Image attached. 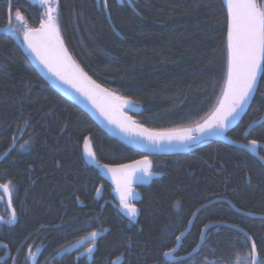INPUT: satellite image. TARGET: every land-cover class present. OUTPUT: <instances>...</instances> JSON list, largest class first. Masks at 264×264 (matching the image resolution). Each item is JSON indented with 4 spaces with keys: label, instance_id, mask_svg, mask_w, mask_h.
Masks as SVG:
<instances>
[{
    "label": "trees",
    "instance_id": "16d2710c",
    "mask_svg": "<svg viewBox=\"0 0 264 264\" xmlns=\"http://www.w3.org/2000/svg\"><path fill=\"white\" fill-rule=\"evenodd\" d=\"M10 2L13 22L17 10L30 29L46 18L44 5L0 0V29L8 25ZM107 8L120 36L111 28L103 0H59L60 35L85 74L141 108L131 116L151 131L204 123L227 85L223 1L107 0ZM263 117L264 77L247 115L228 137L244 145L255 139L264 146V124L246 136ZM86 140L96 153L94 165L84 156ZM259 153L264 160V149ZM144 158L109 138L52 90L14 41L0 36V184L9 186L18 219L11 227L14 234L8 232L2 242L25 249L16 264H171L162 253L176 248L177 237L199 210L219 201L199 213L178 257L193 253L207 226L222 224L247 232L258 261L264 262V220L241 216L223 202L264 217V166L256 158L219 142L185 155L150 158L159 174L134 189L141 201L130 202L139 210L130 222L95 165L118 167ZM93 231L104 236L95 241L90 258L80 259L79 253L93 244ZM208 236L199 254L178 264L252 260L250 243L240 233L223 228Z\"/></svg>",
    "mask_w": 264,
    "mask_h": 264
},
{
    "label": "snow or ice",
    "instance_id": "6c2138e0",
    "mask_svg": "<svg viewBox=\"0 0 264 264\" xmlns=\"http://www.w3.org/2000/svg\"><path fill=\"white\" fill-rule=\"evenodd\" d=\"M39 3L46 6L45 16L38 29H27L24 31V41L27 46L36 54L45 67L48 68L55 76L64 83L71 84L77 91L83 94L93 102L95 106L100 108L102 114L117 124L124 132L136 136H143L153 146H187L194 140H199L200 137L190 135L191 130L183 132L178 131H162L153 132L149 129L142 128L131 119L125 116L122 111L124 107H131L128 100L122 97L115 96L106 89L100 87L95 81H92L82 69L73 66L72 75L69 76L63 69L71 65V58L64 48L63 40L60 37V29L58 25V7L59 0H39ZM104 6L107 7V0H103ZM227 3V51H228V71H227V86L224 93L223 101L216 110L213 117L200 125L195 131H199L201 136L212 134L216 130H226L229 121L235 119L244 107L251 100L257 85L258 77H264V3L258 0H226ZM133 7L135 5L133 4ZM16 19L23 21L24 17L17 10ZM11 18L9 19V24ZM15 31V29H11ZM4 31V29H0ZM78 81H86L91 88L85 90L79 86ZM97 96H103L109 108H114L120 112V119H112L109 111L97 103ZM251 127V126H250ZM13 139H15L13 137ZM249 144L254 147H260L259 142L255 139L249 141ZM21 147H24L23 145ZM85 151L92 161L96 160V153L92 150L89 141H85ZM248 147V145H244ZM104 168L111 173L113 180L116 183V191L119 195L120 207L125 210L130 217V222L134 220L139 210L134 204L129 203V198L134 197L135 193L132 188L134 180L147 182L145 177L150 180L159 173L154 172L152 164L147 161H136L134 164H121L118 167H110L104 165ZM137 173L140 175L137 176ZM11 182H9L10 184ZM0 189L8 196V204L12 202V192L6 184H0ZM176 207H180L177 202ZM17 220V213L12 209L10 218L6 221L8 224H14ZM0 222H5L3 217H0ZM100 233L93 231L89 234L91 242L94 244ZM247 235V233H245ZM179 239V237H177ZM251 256L256 249V243L251 240ZM88 253L91 255L94 248H88ZM175 251V249H173ZM171 252H164L162 255L170 256ZM247 264H264L260 261H247Z\"/></svg>",
    "mask_w": 264,
    "mask_h": 264
},
{
    "label": "water",
    "instance_id": "95a60500",
    "mask_svg": "<svg viewBox=\"0 0 264 264\" xmlns=\"http://www.w3.org/2000/svg\"><path fill=\"white\" fill-rule=\"evenodd\" d=\"M222 1H223L224 7H225L226 12H227L226 0H222ZM26 2L29 5H31L32 7L40 5L39 0H26ZM104 9H105V13H106L107 19H108V21H109V23L111 25L112 30L114 31V33L116 35L120 36L119 33L116 31V29L114 28V26L112 24L110 15L108 13V8L104 6ZM3 29H4V31H0V36L9 37V38H11L14 41V43L17 45V47H19L22 50V52L24 53V55L27 56L29 63L35 69L37 74L44 80V82L52 90H54L63 99H65L66 101H68L69 103H71L72 105H74L75 107L80 109L84 114H86L100 128V130L103 133H105L109 138L119 142L120 144H122L126 148L131 149V150H133L135 152H138L141 155L145 156V158L140 160V161H144V160L149 161L150 158H154V157H171V156L185 155V154L192 153V152H194L197 149H201V148H203L205 146H208L212 142H219V143H223L225 145H228L230 147L241 149V150L249 153L254 158H256L258 161H260L262 163V165L264 166V160L259 155V150L260 149H264L263 145L259 144L260 147H258V148H254L250 144L248 145V147H244V144L236 143V142L232 141L228 137V135L241 124V122L243 121L244 117L247 115L250 107L252 106V104H253V102H254V100L256 98V95H257V92L259 90L260 83H261V80H262L263 77H258L256 90H255L251 100L248 102V104L244 107L243 111H241L240 114L235 119H232V120L229 121V124H228V127H227L226 130H216L212 134H205V135L201 136V133L199 131H195V129H198L200 127V125H199V126H196V127H193V128H189V129L178 130V132H183L185 130H191L190 131V135L191 136L200 137L199 140H194V141L189 142L187 144V146H181V145L168 146L167 144H165L162 147L161 146H153L143 136H136L135 133L129 134V133H126V132L122 131L117 126V124L110 122V120L108 118H106V116L104 114H102L100 108L95 106L93 104V102L91 100H89L83 94V92L77 91L76 88L71 86V84L64 83L57 76H55L52 72H50L48 70V68L45 67V65L40 62V60L37 58L36 54L33 53L32 50L27 46V43L24 41V36L20 37L15 31L11 30V29H13L12 28V21H11L10 24L8 23L7 27H5ZM60 37H61V35H60ZM61 39H62V37H61ZM63 45H64V48L67 50L68 55L71 58V65L67 66L63 70L65 71V73L67 75L71 76L72 72H73V66H76L79 69H81V68L76 63V61L74 60L72 55L69 53L64 41H63ZM77 83L79 84V86L81 88H83L85 90H88V89L91 88V85H89L86 81H78ZM100 87L103 88L102 86H100ZM103 89H105V88H103ZM225 91H226V88H225ZM115 96H117V95H115ZM223 98H224V95H223ZM223 98H222L221 102L223 101ZM96 99H97V103L98 104H100L102 107H104L106 111L110 112V114L112 116V119L119 120L121 118L120 117V112L116 111L114 108H109L108 107V104H107V102H106V100H105V98L103 96H97ZM120 111H122L125 116L131 117V119L133 121H135V119L130 115V113L131 114L132 113H139L141 111V108H138V107H135V106L131 105V107H124ZM215 112L206 121H209L213 117ZM135 123H136V121H135ZM204 123H202V124H204ZM136 124L139 125L138 123H136ZM263 124H264V117L260 121H258L257 123H254V124L251 125V127L248 129V131L246 133V136L248 137L255 129L259 128ZM139 126L142 127L141 125H139ZM142 128H145V127H142ZM153 132H155V131H153ZM84 156H85L86 161L90 165H94V161H92L91 158L88 157V155L86 154L85 150H84ZM134 163H131V164H134ZM95 168H96L97 172L100 174V176L102 177V179L115 189L116 200H117V202L120 203L119 195H118V193L116 191V183L113 180V177H112L111 173L108 172V170L106 168H104V166L95 165ZM139 175L140 174L137 173V176H139ZM154 179L155 178L152 177L150 180H148V178L145 177L146 181H153ZM143 185H144V182H140L138 180H134L133 183H132V188L133 189L140 188ZM0 190L3 192L2 189H0ZM5 196H6L7 204H8V196H7V194H5ZM129 200H132L133 202H140L141 201V197H140L139 194H135L134 197L129 198ZM219 202H214V203H211V204L203 207L201 210H199L193 216V219L190 222L187 230L179 237V239L177 241L178 245L175 248V251H171L172 254L170 256H164L165 260L168 263L178 264V263H182V262H187V261L191 260L192 258H194L197 254H199V252L204 247L207 233L211 229H214V228H217V227L228 228L230 230H233L235 232L240 233L241 235H243L248 240V242L251 245V241L248 239V237H251V236L247 232H245V231H243V230H241L239 228H235V227L228 226V225L213 224V225H209V226H207L205 228V230L202 233L199 246L193 251V253H191L189 256H186V257H183V258H176L175 257L178 254V252H179V250H180V248L182 246L183 241L189 235V233L192 231L193 225H194L195 220H196L197 216L199 215V213L202 210H204L205 208H207V207H209V206H211L213 204L219 203ZM223 202L228 204L234 211H236L241 216H244V217H247V218H250V219L264 220V217H257V216H254V215L245 214L243 212L238 211L232 204H230V203H228L226 201H223ZM8 207H9L10 212H11L12 209H13L12 208V203H11V205L8 204ZM123 214L128 216L126 214L125 210H123ZM245 233H247V235H245ZM102 236H104V234L98 235L96 240L101 238ZM251 240H253V239L251 238ZM93 248H94V251H95V247H93ZM88 254H89L88 252L83 253L81 255V258L87 256ZM252 257H253V261H258L257 248L255 249V252L252 254Z\"/></svg>",
    "mask_w": 264,
    "mask_h": 264
},
{
    "label": "flooded vegetation",
    "instance_id": "af4514ba",
    "mask_svg": "<svg viewBox=\"0 0 264 264\" xmlns=\"http://www.w3.org/2000/svg\"><path fill=\"white\" fill-rule=\"evenodd\" d=\"M27 3V2H26ZM263 3H264V0H263ZM28 4V3H27ZM29 5V4H28ZM10 6H11V2H10ZM35 7H37V6H35ZM45 9H46V7H45ZM44 16H45V14H44ZM46 17V16H45ZM9 19H10V15H9ZM43 20V19H42ZM41 20V21H42ZM12 21V27L15 29V32L19 35V36H21V37H23L24 36V31L25 30H27V29H29V27L25 24V23H23V21H19V20H17V21H15V22H13V20H11ZM41 21H40V23H41ZM206 147V146H205ZM197 150H199V149H197ZM197 150H195V151H197ZM194 151V152H195ZM193 153V152H192ZM2 160V159H1ZM10 189V188H9ZM135 203V202H132V200H130L129 201V203ZM12 208H13V197H12ZM5 205V207H6V211L4 210V208H3V206ZM0 207H2L3 209H2V212L0 213V217H3L4 218V221L5 222H0V264H16V261H17V258H18V252H22L23 250H24V252H25V249H22V248H16L15 250H13L11 247H10V245H8V244H6V243H4V242H2V240L3 239H5L4 238V236L5 235H7V233L9 232L10 233V235H12V234H14V233H12L13 231H11V227H12V225L13 226H15V225H17L18 224V219L16 220V222L14 223V224H8V223H6V221L10 218V214H11V212H10V209H9V207H8V204H7V199H6V196H5V194L0 190ZM14 209V208H13ZM224 227H217V228H214V229H223ZM211 230H213V229H211ZM210 230V231H211ZM209 231V232H210ZM209 232L207 233V236H206V239L208 238L209 239V236H208V234H209ZM218 234V231H216L215 233H214V235H217ZM34 240V239H33ZM92 243V242H91ZM32 245H31V252L34 254V256L36 257V255H37V245L34 243V241H32V243H31ZM93 247H95V251H96V246H95V244H92L90 247H88V248H93ZM88 248L87 249H84L83 251H81V253H79V258L80 259H88V258H90L93 254H94V252L90 255V254H88L87 256H85V257H83V258H81V255L83 254V253H85V252H88L87 250H88ZM179 253V252H178ZM176 258H180V257H178V254L175 256ZM89 263H92V261L89 259ZM32 264H34L33 262H32Z\"/></svg>",
    "mask_w": 264,
    "mask_h": 264
},
{
    "label": "bare ground",
    "instance_id": "6f19581e",
    "mask_svg": "<svg viewBox=\"0 0 264 264\" xmlns=\"http://www.w3.org/2000/svg\"><path fill=\"white\" fill-rule=\"evenodd\" d=\"M260 151V150H259ZM259 155H260V153H259ZM262 158V157H261ZM263 159V158H262ZM260 162V161H259ZM261 163V162H260ZM262 164V163H261ZM122 212H123V209H122ZM125 215V214H124ZM193 219V218H192ZM192 219H191V221H192ZM190 221V222H191ZM103 237V236H102ZM101 237V238H102ZM100 239V238H99ZM99 239H97V240H95V241H98ZM186 239V238H185ZM89 241L91 242V238H89ZM178 241V240H177ZM183 244V243H182ZM177 245H178V243H177ZM177 247V246H176ZM182 247V246H181ZM181 249V248H180ZM183 258V257H182Z\"/></svg>",
    "mask_w": 264,
    "mask_h": 264
}]
</instances>
